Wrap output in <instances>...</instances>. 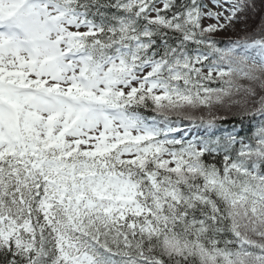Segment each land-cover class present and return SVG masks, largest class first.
<instances>
[{"label":"snow or ice","instance_id":"6c2138e0","mask_svg":"<svg viewBox=\"0 0 264 264\" xmlns=\"http://www.w3.org/2000/svg\"><path fill=\"white\" fill-rule=\"evenodd\" d=\"M0 264H264V0H0Z\"/></svg>","mask_w":264,"mask_h":264},{"label":"trees","instance_id":"16d2710c","mask_svg":"<svg viewBox=\"0 0 264 264\" xmlns=\"http://www.w3.org/2000/svg\"><path fill=\"white\" fill-rule=\"evenodd\" d=\"M257 3H258V5H260L261 0H257ZM248 25H250L251 27H249ZM252 27H253L252 20L248 19L247 22H246V24H240L239 26H237V30H236V32L234 33L233 36L231 34V35H229V37H225L224 34L222 36L218 34V38L219 37H225V38H219V39H221L223 41L228 40L230 38H236L237 33L240 32L242 29L247 28L248 30H251ZM238 28H240V30ZM235 111H236V109H233V112H235ZM146 114L150 115L151 113H146ZM220 115L227 116L228 118H227V120L221 122V124L219 126V131H217V135H220L221 133H223V131L225 129L232 130L233 127H235L237 131H239L240 128L243 127V123L248 121V120H244L243 122H241V120L239 119V117L234 116L232 113L229 114V112L228 113H224V114H220ZM191 126L192 125L188 124V122H186V121L183 122V123H181L179 125V127H184L185 129H187V127H191ZM243 128H245V127H243ZM245 129H247V128H245ZM191 131L190 132L193 133L194 135L189 136V138H188L189 140H191L194 136L199 137V136H202L204 134L203 133V130H197L193 126L191 128ZM241 134L243 135L244 133H241ZM179 137L180 136L177 135L175 138L176 139H180ZM209 159H211V158H209Z\"/></svg>","mask_w":264,"mask_h":264},{"label":"bare ground","instance_id":"6f19581e","mask_svg":"<svg viewBox=\"0 0 264 264\" xmlns=\"http://www.w3.org/2000/svg\"><path fill=\"white\" fill-rule=\"evenodd\" d=\"M260 19H261V16H260L259 10L250 14V20H252L253 27H258L260 23ZM248 126H249V121L243 123V127L248 128Z\"/></svg>","mask_w":264,"mask_h":264},{"label":"rangeland","instance_id":"374dc122","mask_svg":"<svg viewBox=\"0 0 264 264\" xmlns=\"http://www.w3.org/2000/svg\"><path fill=\"white\" fill-rule=\"evenodd\" d=\"M240 24H238L237 26H239ZM237 26H236V30H237ZM249 27H251L250 25H248ZM239 30H240V28H238ZM236 31H228V32H221V33H219V35H225V37H229V35H231L232 34V36L234 35V33H235ZM228 34V35H227ZM220 38V37H219ZM224 113H228V112H221L220 114H224ZM229 114H231V113H229Z\"/></svg>","mask_w":264,"mask_h":264}]
</instances>
